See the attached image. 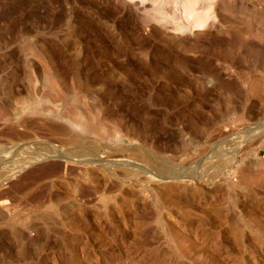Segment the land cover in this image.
<instances>
[{
  "label": "rangeland",
  "instance_id": "1",
  "mask_svg": "<svg viewBox=\"0 0 264 264\" xmlns=\"http://www.w3.org/2000/svg\"><path fill=\"white\" fill-rule=\"evenodd\" d=\"M0 264H264V0H0Z\"/></svg>",
  "mask_w": 264,
  "mask_h": 264
},
{
  "label": "bare ground",
  "instance_id": "2",
  "mask_svg": "<svg viewBox=\"0 0 264 264\" xmlns=\"http://www.w3.org/2000/svg\"><path fill=\"white\" fill-rule=\"evenodd\" d=\"M60 128V127H59ZM62 129H61V133H63L64 134V136H63V140H65L66 142H68L69 143V140H74V138H75V133H74V136H69V126H68V128L66 127H61ZM59 131H60V129H59ZM71 133V132H70ZM73 133V132H72ZM77 133V132H76ZM95 159V158H94ZM93 159V160H94ZM92 162H100V160L99 159H95L94 161H92Z\"/></svg>",
  "mask_w": 264,
  "mask_h": 264
}]
</instances>
